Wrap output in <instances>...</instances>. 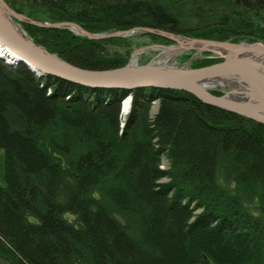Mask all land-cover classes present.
<instances>
[{
	"label": "trees",
	"instance_id": "obj_1",
	"mask_svg": "<svg viewBox=\"0 0 264 264\" xmlns=\"http://www.w3.org/2000/svg\"><path fill=\"white\" fill-rule=\"evenodd\" d=\"M5 1L92 33L149 27L264 43V0ZM20 24L80 67H119L131 55L132 35ZM206 54L189 66L220 60ZM0 148V264H264V123L183 90L94 89L0 58Z\"/></svg>",
	"mask_w": 264,
	"mask_h": 264
},
{
	"label": "water",
	"instance_id": "obj_2",
	"mask_svg": "<svg viewBox=\"0 0 264 264\" xmlns=\"http://www.w3.org/2000/svg\"><path fill=\"white\" fill-rule=\"evenodd\" d=\"M19 22L44 28H67L91 39L127 36L143 32L156 34L174 41L175 45H161L164 49L208 50L219 55L220 61L201 67L176 66L166 61L149 60L139 63L140 54L147 48L134 50L129 61L119 67L90 69L74 65L44 46L36 44ZM149 27L106 33H92L79 24L63 21H37L15 12L5 0H0V43L14 61L23 63L39 76L51 75L74 84L90 88L120 89L171 88L186 91L204 103L236 113L256 122L264 123V43H232L192 37ZM196 44H203L198 49ZM197 53V52H196ZM211 57H214L211 55ZM2 59V56H0ZM229 85L221 95L211 92L212 86Z\"/></svg>",
	"mask_w": 264,
	"mask_h": 264
},
{
	"label": "rangeland",
	"instance_id": "obj_3",
	"mask_svg": "<svg viewBox=\"0 0 264 264\" xmlns=\"http://www.w3.org/2000/svg\"><path fill=\"white\" fill-rule=\"evenodd\" d=\"M19 23H21V22H19ZM258 27H261L260 28V32L264 35V22L263 23H260V26H258ZM68 30H70V29H68ZM74 34H76V33H74ZM78 35H80V34H78ZM178 35H180L181 37L185 38L184 37L185 35H181V34H178ZM249 36H251V35H249ZM130 37H133V39H131V42H132L131 48H130L131 53L134 50L138 49V48L147 47L140 54V56L138 58V62H145L146 63L149 60L161 61V62L166 61V62H168V63H170L172 65L182 66V65H189L192 61H194L196 59H199L202 56V54L209 53V54H206L207 57L212 55V53L210 51H208V50L196 51L194 49H187V50H185V52L180 53V49H172V50H170V49H164V48H162L161 45H167V46H169V45H175L176 44L172 40L169 41V39H168V41L162 40V39L151 40L150 37H148L146 35H141V33H140V35L139 34H132V36H130ZM186 37L205 39V38H202V37H194V36H186ZM248 38H252V37H248ZM209 40H211V39H209ZM245 40H240L238 42H232V43H241V42L242 43H254V42H262V41H259V40H254V41H250V42L248 40H246V41ZM215 41H218V40H215ZM224 41H229V40H224ZM229 42H231V41H229ZM125 51H126L125 49L118 48V52H120V53H124ZM186 54H190L191 58L185 59L184 56ZM229 87H231V86L224 85L223 88L224 89H228ZM125 99L126 98L124 97L121 100V108H120V114H121V117L120 118H121V122H122L123 118L126 116V114L129 111V109H128L124 114L122 113V109H123L122 106H123V102H124ZM157 107H158V101H152V104H151V114H154L156 112ZM166 167H167L166 157H163L162 158V162L160 164V168H164L165 169ZM4 183L5 182H4V177H3V150L0 148V185H3ZM65 217L68 220H70V221H73L75 219V216L72 215V214H70V213H66L65 214Z\"/></svg>",
	"mask_w": 264,
	"mask_h": 264
},
{
	"label": "bare ground",
	"instance_id": "obj_4",
	"mask_svg": "<svg viewBox=\"0 0 264 264\" xmlns=\"http://www.w3.org/2000/svg\"><path fill=\"white\" fill-rule=\"evenodd\" d=\"M195 47H197L198 49H201L203 46V44H196ZM0 56H2V59L10 64L9 62H13L14 61V55L13 54H10L7 52V50L5 49V47L0 43ZM9 61V62H8ZM18 64H23V63H14V65H18ZM11 65V64H10ZM24 65V64H23ZM26 66V65H25ZM27 67V66H26ZM28 68V67H27ZM29 69V68H28ZM30 70V69H29ZM34 72V71H32ZM35 74H37L36 72H34ZM38 75V74H37ZM39 76V75H38ZM45 76V75H44ZM39 77H42V76H39ZM119 90V89H117ZM125 100L123 102V106H122V113L124 114L129 108H130V104H131V97L130 95H126L125 96ZM254 121V120H253Z\"/></svg>",
	"mask_w": 264,
	"mask_h": 264
},
{
	"label": "flooded vegetation",
	"instance_id": "obj_5",
	"mask_svg": "<svg viewBox=\"0 0 264 264\" xmlns=\"http://www.w3.org/2000/svg\"><path fill=\"white\" fill-rule=\"evenodd\" d=\"M213 55H214V58L218 57V58H220V59H221V57H220V56H218V55H216V54H213Z\"/></svg>",
	"mask_w": 264,
	"mask_h": 264
}]
</instances>
